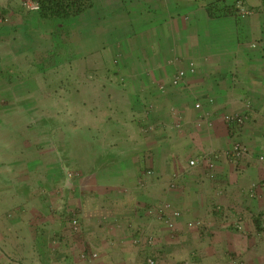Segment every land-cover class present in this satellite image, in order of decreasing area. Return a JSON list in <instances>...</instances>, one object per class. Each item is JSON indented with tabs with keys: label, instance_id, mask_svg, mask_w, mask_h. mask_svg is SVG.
I'll list each match as a JSON object with an SVG mask.
<instances>
[{
	"label": "rangeland",
	"instance_id": "1",
	"mask_svg": "<svg viewBox=\"0 0 264 264\" xmlns=\"http://www.w3.org/2000/svg\"><path fill=\"white\" fill-rule=\"evenodd\" d=\"M32 3L39 7V0H0V264H59L61 245L74 250L76 264H95L99 252L92 248L113 249L121 219L147 241L136 255L127 251L133 258L108 252L101 264H264V160L219 175L200 161L190 168L193 158L177 152L162 158L167 171L155 175L147 147L157 131L177 134L186 123L156 125L151 104L128 108L127 84L111 70L120 46L108 44L112 28L104 20L91 21L119 10L120 1L86 0V9L69 19L44 18ZM197 3L216 16L239 17L245 4L192 0ZM259 123L264 128V116ZM231 132L232 145L243 144ZM213 154L218 165L221 153ZM141 166L149 188L139 182L128 188L124 180L135 183L140 175L127 169ZM178 190L181 202L174 203L168 193ZM139 191L148 192L146 203ZM229 215L238 220L227 224ZM135 216L150 220L136 227ZM226 230L237 239H227Z\"/></svg>",
	"mask_w": 264,
	"mask_h": 264
},
{
	"label": "crops",
	"instance_id": "2",
	"mask_svg": "<svg viewBox=\"0 0 264 264\" xmlns=\"http://www.w3.org/2000/svg\"><path fill=\"white\" fill-rule=\"evenodd\" d=\"M119 1V10L114 8L105 15L91 17V21L104 20L105 24H108L105 27L112 28L111 34L107 35L108 44H112V47L120 46L119 49L116 48L117 50L113 48L118 55L115 56L116 65H113L111 70L117 72L127 84L126 88L130 92L127 100L128 108L147 109L144 105L151 104L156 111V125L169 126L177 119H183L186 123L184 129L177 134L157 131V135L153 138L156 142L147 147L152 150L154 164L150 162V165L155 167L153 168L155 175L156 170L159 174L167 171L165 166H162V158L177 152L192 157L197 164L201 162L202 168L206 165L209 167V163L198 156L220 152L221 162L218 165L214 163L213 167L219 175L231 174L234 166H238L241 170L256 168V163L260 162L259 157L249 156L261 155L259 154L262 153L261 148H264V128L259 123V119L264 116V4L262 1L243 0L245 3L243 7L249 10V13L240 17L236 14L211 17L205 7L198 3L192 4V0ZM114 2L117 4L116 0ZM107 47L106 51L112 50V47L108 49ZM190 62L194 63L195 72L186 77L182 86H172L170 83L175 72L179 69H187ZM150 93L152 96L149 95ZM197 103L200 104L199 108L195 107ZM228 113L252 114L251 121L245 123L244 130L238 133L239 139L248 151L247 159L244 161L242 159L241 164L237 163L239 165L225 161L227 157L224 152L231 148L233 142L230 136L231 129L224 120ZM254 119L256 122L253 121ZM233 138L235 139L234 136ZM132 154L142 155L134 152ZM156 157L159 158L157 161ZM185 164L186 162L184 166ZM146 166L149 167L147 164ZM141 169L142 166L139 169L135 167L127 169L136 170L140 175L135 183L133 181L129 183L128 179L124 180L128 188L135 186L137 182L145 189L149 188L150 176L140 174ZM235 177H232L233 180ZM147 193L141 192L142 203L150 199ZM181 196V190H178L169 192L167 198L174 203H180ZM243 215L246 222L248 216ZM239 218L241 219L240 216ZM147 219L150 220L148 216L145 217V221L137 218L135 226L145 225ZM227 219L226 223L229 224L236 222L238 217L229 215ZM120 222L123 225L122 232L114 236L113 249L108 245L92 248L99 252L95 264L104 263L107 259L105 254L108 252L130 251L136 255L147 241L142 232L127 228L126 220L121 219ZM238 222L239 228H243V220ZM151 223L156 230V219ZM246 227L248 228V224ZM224 232L227 239H237L238 235L235 233L229 230ZM228 248L227 246L226 249ZM231 248L234 253L243 252L240 246ZM42 249L46 250L45 247ZM59 254H61L59 264H76L75 252L68 245H61ZM128 257L133 258L129 254Z\"/></svg>",
	"mask_w": 264,
	"mask_h": 264
},
{
	"label": "built area",
	"instance_id": "3",
	"mask_svg": "<svg viewBox=\"0 0 264 264\" xmlns=\"http://www.w3.org/2000/svg\"><path fill=\"white\" fill-rule=\"evenodd\" d=\"M31 8L33 9H38V5L37 3H32L30 5ZM249 13V10L245 9L244 7H240L239 9V14L241 16H245ZM195 72V66H194V63L193 62H190L189 64V67L187 69H179L173 76L172 80H171V84L173 86H181L184 81H185V78L187 77L188 74H193ZM195 107L196 108H199L200 107V104L197 103L195 104ZM246 120V115L245 114H241V113H230V114H227L225 116V121L227 122L228 126L232 129V131L236 130V134L238 133V128H240L244 122ZM246 155H248V152L246 150V148L241 145L240 143L236 142L233 144V146L231 147V149L228 151V154H227V157L234 163H238L243 157H245ZM214 156H210L208 158V163H209V167L212 168V166L214 165L211 161L213 159ZM261 160H264V156L260 155L259 156V161ZM197 164V161L195 159H191L188 161V166L190 168H193L195 167ZM179 213L178 212H175L174 215H178ZM77 221L73 220V223H74V226H76V223ZM238 228L240 227V225L238 224L237 226ZM149 240V239H148ZM150 242V240H149ZM93 256H96V254H93ZM148 263L149 264H153L154 261L153 260H150L148 259Z\"/></svg>",
	"mask_w": 264,
	"mask_h": 264
},
{
	"label": "trees",
	"instance_id": "4",
	"mask_svg": "<svg viewBox=\"0 0 264 264\" xmlns=\"http://www.w3.org/2000/svg\"><path fill=\"white\" fill-rule=\"evenodd\" d=\"M86 0H39V8L41 9V14L44 18H62V19H69L73 16L81 14L86 7H84L82 2ZM197 1V0H196ZM264 4V0H261ZM206 11L209 16L215 17L216 15L213 14L209 9L206 8ZM210 156H214L211 161L215 163V158L217 156L212 154ZM208 156V158L210 157ZM206 159V161L208 160ZM205 161V160H204ZM208 162V161H207ZM214 165L211 167L207 166V169L212 170ZM77 221V219H74ZM78 222V221H77ZM76 222V223H77ZM257 226H260V222L256 220ZM78 225V223H77Z\"/></svg>",
	"mask_w": 264,
	"mask_h": 264
},
{
	"label": "clouds",
	"instance_id": "5",
	"mask_svg": "<svg viewBox=\"0 0 264 264\" xmlns=\"http://www.w3.org/2000/svg\"><path fill=\"white\" fill-rule=\"evenodd\" d=\"M238 11H239V10H238ZM238 13H239V12H238ZM176 72H177V71H176ZM176 72H175V73H176ZM189 75H192V74H188L187 76H189ZM185 79H186V78H185ZM184 82H185V81H184ZM170 84H171V83H170ZM171 85H172V84H171ZM182 85H183V84H182ZM182 85H181V86H182ZM172 86H173V85H172ZM176 87H179V86H176ZM228 114H230V113H228ZM241 114H242V113H241ZM244 114H245V113H244ZM245 115H246V114H245ZM247 119H248V115H246V120H245V122L247 121ZM224 120H225V119H224ZM225 122H226V121H225ZM245 122H244V124H245ZM226 123H227V122H226ZM244 124H243V125H244ZM227 125H228V124H227ZM243 125H242V126H243ZM228 127H229V126H228ZM229 128H230V127H229ZM230 129H231V128H230ZM231 131H232V129H231ZM238 133H239V130H238ZM238 133H237V134H238ZM238 135H239V134H238ZM238 143H239V142H238ZM241 145H243V144H241ZM232 146H233V145H232ZM243 146H244V145H243ZM244 147H245V146H244ZM245 148H246V147H245ZM230 149H231V148H230ZM230 149H229V150H230ZM229 150H228V151H229ZM246 150H247V149H246ZM247 152H248V151H247ZM261 155H262V154H261ZM246 156H247V155H246ZM259 156H260V155H259ZM259 156H258V157H259ZM243 158H244V157H243ZM243 158H242V159H243ZM242 159H241V160H242ZM228 160L231 161L229 158H228ZM241 160H240V161H241ZM240 161H239V162H240ZM236 228H237V227H236ZM94 254H95V253H94ZM96 255H97V254H96Z\"/></svg>",
	"mask_w": 264,
	"mask_h": 264
}]
</instances>
